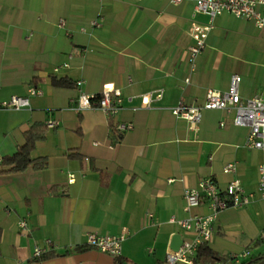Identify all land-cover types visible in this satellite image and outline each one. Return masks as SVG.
<instances>
[{
  "label": "crops",
  "instance_id": "0c3cea01",
  "mask_svg": "<svg viewBox=\"0 0 264 264\" xmlns=\"http://www.w3.org/2000/svg\"><path fill=\"white\" fill-rule=\"evenodd\" d=\"M206 20L192 0H0V102L29 98L28 108L0 109V160L33 130L43 135L33 156L46 162L0 173V264H163L173 235L194 237L169 218L208 214L204 204L186 212L183 197L206 177L220 189L238 179L254 196L218 214L193 264H231L245 249L264 256V155L244 146L249 129L235 126L232 113L203 110L194 131L170 112L179 100L201 105L207 91L225 92L232 75L241 77L242 100L264 98V29L250 21L218 16L190 69L188 28ZM52 78L73 86L54 87ZM105 86L120 93L115 117L94 106L76 110L81 94L97 96ZM30 87L38 94L29 96ZM158 89L161 99L144 107L141 95ZM117 123L131 128L119 135ZM228 164L234 172L224 171ZM122 229L120 256L84 245L88 233ZM47 244L49 253L33 260L34 247Z\"/></svg>",
  "mask_w": 264,
  "mask_h": 264
},
{
  "label": "built area",
  "instance_id": "2783aa9c",
  "mask_svg": "<svg viewBox=\"0 0 264 264\" xmlns=\"http://www.w3.org/2000/svg\"><path fill=\"white\" fill-rule=\"evenodd\" d=\"M184 0H169L171 4H179ZM195 4V13L206 17V22L198 23L192 21L188 28L189 36L194 44L188 48L187 57L190 69L194 70L197 56L206 47V38L214 27L215 19L222 14H230L236 18H241L252 22L257 28L264 29V0H192ZM93 25L97 26L96 22ZM57 71V70H55ZM188 82V79L185 80ZM241 77L232 75L228 89L221 93L209 90L206 93L205 101L201 105L186 104L179 100L170 108L171 114L179 119L188 122L190 129L196 131L201 120L203 110H223L233 114L232 123L235 126L247 127L249 132L244 141V146L249 149L259 150L264 155V98L252 97L242 100L239 95V84ZM77 86L81 82H76ZM38 90L34 87L28 89L29 96H35ZM162 90L149 91L141 95V104L144 107H151L152 103L161 99ZM77 111L97 107L108 119H112L120 110L121 97L118 90L105 86L97 96L81 94L75 101ZM29 107L27 96H11L8 100L0 102V109L20 110ZM138 108L133 107L136 111ZM56 121H47L46 126L53 128ZM131 128L130 123H117L113 129L117 134H122ZM117 142V141H116ZM225 172L235 171L233 164H228L224 168ZM258 192L264 198V162L258 166ZM254 194L246 192L238 179L228 183L224 189H220L212 177H206L198 182L194 188L185 189L184 210L186 212L206 205L208 214H189L186 218L176 219L170 217L168 222L180 227L194 237L190 240H183L181 247L176 250H168L163 264H193L198 248L210 241L213 235V224L218 214L228 207H243L249 204ZM151 217V215H148ZM21 235H27L29 228L24 219L18 222ZM128 232H122L114 236H100L95 233L85 235L84 245L108 254L112 257L120 256L122 243L127 238ZM264 240V233L261 235ZM52 249L51 244L42 247H34L31 258L41 259ZM250 249H245L241 254L233 255L229 262L231 264H241L243 260L252 257Z\"/></svg>",
  "mask_w": 264,
  "mask_h": 264
},
{
  "label": "trees",
  "instance_id": "16d2710c",
  "mask_svg": "<svg viewBox=\"0 0 264 264\" xmlns=\"http://www.w3.org/2000/svg\"><path fill=\"white\" fill-rule=\"evenodd\" d=\"M51 84L54 87L67 88L72 87L73 83L62 78H52ZM43 135L40 131H29L24 144L20 145L16 152L10 156H5L0 160V173H20L28 168L41 169L44 168L46 162L42 158L34 157L33 150L35 142L42 139ZM202 246L198 248L200 250ZM262 256H252L247 261L241 264H256ZM36 260V259H33Z\"/></svg>",
  "mask_w": 264,
  "mask_h": 264
},
{
  "label": "water",
  "instance_id": "95a60500",
  "mask_svg": "<svg viewBox=\"0 0 264 264\" xmlns=\"http://www.w3.org/2000/svg\"><path fill=\"white\" fill-rule=\"evenodd\" d=\"M182 242L183 240L179 234L173 235L169 244L170 250L172 251L178 250L181 247ZM256 264H264V256L261 257V259Z\"/></svg>",
  "mask_w": 264,
  "mask_h": 264
}]
</instances>
